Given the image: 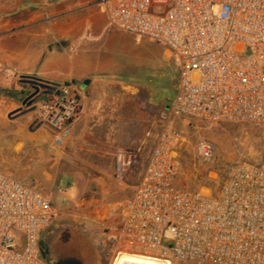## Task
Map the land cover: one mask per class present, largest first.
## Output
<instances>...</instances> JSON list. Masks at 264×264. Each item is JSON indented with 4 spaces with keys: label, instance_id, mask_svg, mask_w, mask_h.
Returning <instances> with one entry per match:
<instances>
[{
    "label": "built area",
    "instance_id": "2783aa9c",
    "mask_svg": "<svg viewBox=\"0 0 264 264\" xmlns=\"http://www.w3.org/2000/svg\"><path fill=\"white\" fill-rule=\"evenodd\" d=\"M107 25L168 52L177 69L169 115L207 125L264 127V0H97ZM79 105L63 86L37 119L56 130V144ZM183 134L165 125L143 175L125 200L109 237L121 255L166 264H264V157L231 165L215 195L176 186ZM205 162L213 146L200 141ZM130 161L118 158L123 175ZM57 210L44 194L0 170V264H46L41 236Z\"/></svg>",
    "mask_w": 264,
    "mask_h": 264
},
{
    "label": "crops",
    "instance_id": "0c3cea01",
    "mask_svg": "<svg viewBox=\"0 0 264 264\" xmlns=\"http://www.w3.org/2000/svg\"><path fill=\"white\" fill-rule=\"evenodd\" d=\"M66 1L0 0V90L23 85L29 97L34 91L23 81L41 84L24 107L12 98L14 118L10 112L2 116L0 95V170L30 188L37 187L36 180L46 187L61 175L80 174L82 196L92 189L91 199L119 203L127 188L137 186L128 171L158 108L148 104V88L118 56L129 35L111 29L102 13L87 12L90 0ZM63 86L75 92L79 113L59 133L58 145L56 130L30 124ZM118 158L130 161L123 175L116 171Z\"/></svg>",
    "mask_w": 264,
    "mask_h": 264
},
{
    "label": "rangeland",
    "instance_id": "374dc122",
    "mask_svg": "<svg viewBox=\"0 0 264 264\" xmlns=\"http://www.w3.org/2000/svg\"><path fill=\"white\" fill-rule=\"evenodd\" d=\"M67 1L73 3L77 0ZM96 2L97 0H90L86 4L88 6L86 11L99 15L101 12ZM129 37L123 36V44L122 46L119 44L118 47V56L133 69L135 78L148 88L145 93L148 104L158 108L151 121L146 124L151 131L148 140L142 144L141 153L135 159L132 158L128 171L131 184L138 185L147 158L165 125L179 130L185 138V142L178 150L181 168L176 186L181 189L215 195L231 165L238 161L259 162L263 159L264 127L261 125L226 123L207 125L169 115V105L175 96L177 78L168 52L159 44L148 40L136 42ZM28 91L29 89H25L23 85H18L14 92L0 90L3 97L1 114L4 118L8 112L10 117L14 118L17 115V112H11L15 107L11 102L14 100L12 98L17 101V106L24 107L21 104L29 94ZM30 125L36 129L42 126V123L36 121ZM200 141L209 142L214 148L213 156L207 162L197 156L196 147ZM81 181L80 174L61 175L56 184L54 181L46 187L40 181H34L37 187L33 189L50 199L58 212L52 225L42 234L40 242L44 246L49 245L51 240L58 236L62 227L76 226L84 231V235L73 234L74 238H70L71 247L78 250L81 255L89 257L92 264H112L114 253L109 237L116 234L121 224L125 200L134 191V187L127 188L128 194L121 202L108 205L101 203L98 197L91 199L92 189L82 196ZM61 237L64 240L65 237ZM84 239L88 242V249L82 245Z\"/></svg>",
    "mask_w": 264,
    "mask_h": 264
},
{
    "label": "flooded vegetation",
    "instance_id": "af4514ba",
    "mask_svg": "<svg viewBox=\"0 0 264 264\" xmlns=\"http://www.w3.org/2000/svg\"><path fill=\"white\" fill-rule=\"evenodd\" d=\"M60 234L65 237L64 240L61 239ZM73 234L84 235V231L79 227L66 225L60 229L58 236L52 239L49 245L41 244L42 256L46 264H51L52 261L55 264H92L89 257L81 255L78 250L71 247L70 238ZM82 245L88 249V242L85 239Z\"/></svg>",
    "mask_w": 264,
    "mask_h": 264
},
{
    "label": "bare ground",
    "instance_id": "6f19581e",
    "mask_svg": "<svg viewBox=\"0 0 264 264\" xmlns=\"http://www.w3.org/2000/svg\"><path fill=\"white\" fill-rule=\"evenodd\" d=\"M112 264H166L161 260H154L143 256L121 255Z\"/></svg>",
    "mask_w": 264,
    "mask_h": 264
},
{
    "label": "water",
    "instance_id": "95a60500",
    "mask_svg": "<svg viewBox=\"0 0 264 264\" xmlns=\"http://www.w3.org/2000/svg\"><path fill=\"white\" fill-rule=\"evenodd\" d=\"M23 82H26L27 84H29L32 89H33V93L31 94V96L27 97L24 102L23 105L26 104L31 98H33L34 96H36L38 94L39 88L41 87V84L37 83L34 80L28 79V80H24ZM51 264H55L54 261L51 262Z\"/></svg>",
    "mask_w": 264,
    "mask_h": 264
},
{
    "label": "trees",
    "instance_id": "16d2710c",
    "mask_svg": "<svg viewBox=\"0 0 264 264\" xmlns=\"http://www.w3.org/2000/svg\"><path fill=\"white\" fill-rule=\"evenodd\" d=\"M23 79H27L26 77H22Z\"/></svg>",
    "mask_w": 264,
    "mask_h": 264
}]
</instances>
